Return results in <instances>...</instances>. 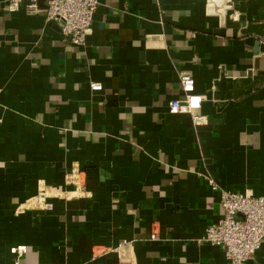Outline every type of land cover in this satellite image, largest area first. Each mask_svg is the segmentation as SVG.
I'll list each match as a JSON object with an SVG mask.
<instances>
[{
    "label": "crops",
    "instance_id": "crops-1",
    "mask_svg": "<svg viewBox=\"0 0 264 264\" xmlns=\"http://www.w3.org/2000/svg\"><path fill=\"white\" fill-rule=\"evenodd\" d=\"M6 1L0 264L15 248L19 264H118L107 248L122 240L135 264H229L197 239L223 215L207 177L264 196V0H226V13L211 0L221 18L207 0H99L81 45ZM185 72L203 125L168 111ZM246 264H264V241Z\"/></svg>",
    "mask_w": 264,
    "mask_h": 264
},
{
    "label": "built area",
    "instance_id": "built-area-1",
    "mask_svg": "<svg viewBox=\"0 0 264 264\" xmlns=\"http://www.w3.org/2000/svg\"><path fill=\"white\" fill-rule=\"evenodd\" d=\"M209 2L213 4L211 0H207V13L221 18L220 12L212 13L208 10ZM221 3L225 7V13L231 10L232 7L226 0ZM98 4L99 0H44L43 5H40L38 0H7L5 9L12 13L23 5L29 13L41 12L47 22L54 21L59 24L63 36L68 37L73 44L81 45L92 32L93 16ZM216 7L219 8L217 5ZM232 12V18L237 20L238 13L235 10ZM179 80L183 96L167 102L169 113H188L193 124H205L206 117L197 113L201 109L204 96L195 91L194 80L190 74H180ZM101 87L97 82L90 83V89L93 91L100 90ZM77 173V170H73L66 176V182L73 186L74 191L86 193L84 185L79 183ZM207 180L210 188L218 193L223 215L205 228L203 236L197 239V242L223 248L229 264H246L264 241V196L233 192L222 188L212 178L207 177ZM150 237L155 239L156 235L153 233ZM107 249L115 252L118 264H135L131 241L122 240L115 248ZM24 250H12L16 255L14 264H19Z\"/></svg>",
    "mask_w": 264,
    "mask_h": 264
}]
</instances>
